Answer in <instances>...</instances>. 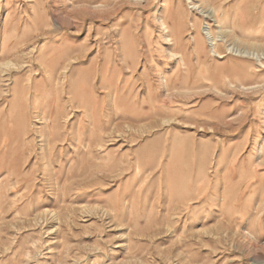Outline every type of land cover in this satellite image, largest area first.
<instances>
[{"label":"rangeland","instance_id":"rangeland-1","mask_svg":"<svg viewBox=\"0 0 264 264\" xmlns=\"http://www.w3.org/2000/svg\"><path fill=\"white\" fill-rule=\"evenodd\" d=\"M0 264H264V0H0Z\"/></svg>","mask_w":264,"mask_h":264}]
</instances>
